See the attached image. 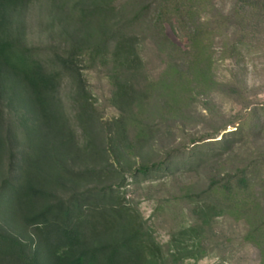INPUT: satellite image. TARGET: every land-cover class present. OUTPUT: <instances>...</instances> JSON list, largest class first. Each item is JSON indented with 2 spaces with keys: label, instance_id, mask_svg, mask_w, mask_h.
Listing matches in <instances>:
<instances>
[{
  "label": "trees",
  "instance_id": "trees-1",
  "mask_svg": "<svg viewBox=\"0 0 264 264\" xmlns=\"http://www.w3.org/2000/svg\"><path fill=\"white\" fill-rule=\"evenodd\" d=\"M29 1L0 0V264H179L196 256V224L181 227L164 248L125 192L129 180L167 164L121 161L144 131L128 140L129 111L140 97L124 72L142 60L117 0H50L65 45L42 50L26 45L13 26ZM107 55L119 113L104 120L84 69ZM65 77L82 143L59 93ZM3 104L24 110L20 147ZM252 178L246 168L224 173L195 193V202L216 214L232 206L248 211ZM257 220L248 236L264 247V219Z\"/></svg>",
  "mask_w": 264,
  "mask_h": 264
},
{
  "label": "rangeland",
  "instance_id": "rangeland-1",
  "mask_svg": "<svg viewBox=\"0 0 264 264\" xmlns=\"http://www.w3.org/2000/svg\"><path fill=\"white\" fill-rule=\"evenodd\" d=\"M117 6L138 37L142 60L124 72L140 97L129 111L128 140L144 131L121 161L167 164L129 180L128 200L164 248L181 227L198 226L196 256L179 264H264V247L248 236L264 219V0H117ZM17 15L13 26L23 30L26 45H65L50 0H30ZM112 70L110 55L84 69L104 120L119 113ZM72 90L65 77L59 93L82 143ZM3 106L20 147L24 110ZM240 168L253 176L245 191L253 201L248 211L232 206L216 214L195 202L212 179Z\"/></svg>",
  "mask_w": 264,
  "mask_h": 264
}]
</instances>
